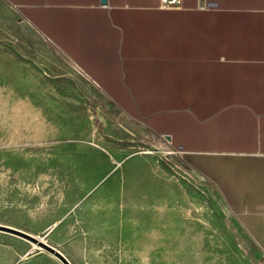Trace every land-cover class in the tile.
<instances>
[{
  "label": "rangeland",
  "instance_id": "obj_1",
  "mask_svg": "<svg viewBox=\"0 0 264 264\" xmlns=\"http://www.w3.org/2000/svg\"><path fill=\"white\" fill-rule=\"evenodd\" d=\"M73 67L0 0V226L71 264H264L188 155ZM0 264L61 263L0 228Z\"/></svg>",
  "mask_w": 264,
  "mask_h": 264
},
{
  "label": "crops",
  "instance_id": "obj_2",
  "mask_svg": "<svg viewBox=\"0 0 264 264\" xmlns=\"http://www.w3.org/2000/svg\"><path fill=\"white\" fill-rule=\"evenodd\" d=\"M6 1L125 112L170 137L264 254V0Z\"/></svg>",
  "mask_w": 264,
  "mask_h": 264
},
{
  "label": "water",
  "instance_id": "obj_3",
  "mask_svg": "<svg viewBox=\"0 0 264 264\" xmlns=\"http://www.w3.org/2000/svg\"><path fill=\"white\" fill-rule=\"evenodd\" d=\"M203 4H204V1H201V5L202 6H203ZM164 138L167 139L168 141L171 140L170 137H164ZM0 228L6 229V230H10V231L16 233L17 235H19L20 237H22L23 239H25V240H27V241L35 244V245H38L39 248L43 249L48 254L54 256L55 258H57L61 264H71V262L68 260V258L60 250H58L57 248L49 245L48 243H44L38 237H35V236L30 235V234H28L26 232H23V231H20V230H17V229H13V228H8V227H3V226H0ZM35 252H36V250H34L32 252V254L35 253Z\"/></svg>",
  "mask_w": 264,
  "mask_h": 264
},
{
  "label": "built area",
  "instance_id": "obj_4",
  "mask_svg": "<svg viewBox=\"0 0 264 264\" xmlns=\"http://www.w3.org/2000/svg\"><path fill=\"white\" fill-rule=\"evenodd\" d=\"M183 0H160L162 8H177L182 6Z\"/></svg>",
  "mask_w": 264,
  "mask_h": 264
},
{
  "label": "bare ground",
  "instance_id": "obj_5",
  "mask_svg": "<svg viewBox=\"0 0 264 264\" xmlns=\"http://www.w3.org/2000/svg\"><path fill=\"white\" fill-rule=\"evenodd\" d=\"M76 65V64H75ZM77 66V65H76ZM78 67V66H77ZM73 67L74 69H75V71H77L78 73H80V74H82V71H81V69L78 67ZM41 241H43L44 243H47V241L45 240V239H43V238H39ZM31 243V242H30ZM32 245H33V247L35 248V249H37V250H41V251H44L43 249H41V248H39V246L38 245H35V244H33V243H31ZM54 257V256H53ZM55 258V257H54ZM55 259H57V258H55ZM58 260V259H57ZM59 261V260H58Z\"/></svg>",
  "mask_w": 264,
  "mask_h": 264
}]
</instances>
